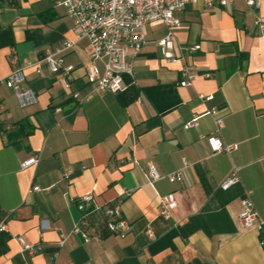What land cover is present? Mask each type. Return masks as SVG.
<instances>
[{
    "label": "crops",
    "instance_id": "0c3cea01",
    "mask_svg": "<svg viewBox=\"0 0 264 264\" xmlns=\"http://www.w3.org/2000/svg\"><path fill=\"white\" fill-rule=\"evenodd\" d=\"M59 2L0 0V77L24 68L37 97L21 108L0 87L3 128L26 121L30 129L7 145L0 128V264H264L259 231L239 220L249 193L264 221V33L256 25L264 21V0L257 10L244 0L187 6L176 14L182 25L173 30L175 62L157 45L168 34L165 24H146L147 44L118 94L87 84L91 45L76 41ZM66 41H76L61 54L63 66L74 68L70 87L45 60ZM185 65L196 74L188 87L179 85ZM194 118L196 125L184 129ZM210 136L238 149L213 154ZM33 156L39 162L23 169ZM150 166L161 175L153 185ZM178 171L183 182L170 183ZM235 172L238 182L222 188ZM167 194L177 202L169 219L160 216ZM88 195L94 208L86 242L75 228ZM118 200L131 224L125 237L112 232L103 211ZM18 238L40 249L28 253Z\"/></svg>",
    "mask_w": 264,
    "mask_h": 264
},
{
    "label": "built area",
    "instance_id": "2783aa9c",
    "mask_svg": "<svg viewBox=\"0 0 264 264\" xmlns=\"http://www.w3.org/2000/svg\"><path fill=\"white\" fill-rule=\"evenodd\" d=\"M234 0H60L59 4L66 9L67 15L74 21L76 30V41L86 39L89 41L92 52L90 55L91 64L85 69L86 81L94 92L107 91L114 94L122 92L125 88L124 77L133 76L134 61L147 44L144 27L148 23L161 21L168 29L167 36L158 41L163 59L170 63L177 58L174 54V33L175 28H179L182 23L176 14L183 12L187 6L202 3L207 8L216 6L226 7ZM252 9H259L263 0H244ZM256 25L264 33V21L257 19ZM73 41H66L61 48L54 53L46 55V62L53 73L63 72L66 76V86L71 85V74L73 67L63 66L61 54L70 50L75 45ZM200 46H194L193 50H199ZM182 58V57H181ZM24 68L16 67L9 75L0 77V87L5 86L11 90L17 98L21 108H27L37 103L35 92L26 87V77ZM192 68L185 65L182 69V80L179 85L188 87L192 85L195 78ZM74 99L79 98L76 92ZM204 101H210L212 96L200 95ZM212 115L217 114L216 109L210 111ZM197 118L187 122L184 129L195 126ZM1 124V122H0ZM218 127L222 124L220 118H216ZM208 142L213 154L228 153L238 149L236 144L226 145L218 136H210ZM39 156H33L21 163L23 169L29 168L39 162ZM185 166L187 165L184 160ZM70 172L64 174L68 177ZM161 179V175L154 166L148 170V184L153 185ZM183 175L181 171L168 176L170 183H182ZM238 182V176L233 173L222 185L228 189ZM40 188L35 187L38 191ZM121 201L115 205H108L103 208L108 219L110 229L120 237H125L131 231V224L124 218L121 208ZM177 206L173 194H167L160 200V216L165 219L171 217V212ZM78 208L82 213V218L75 228V232L80 234L87 242L90 235L86 231L88 226L87 216L94 208L92 196H83ZM240 224L245 229H257L260 233V242L264 246V221L256 211L249 193L242 200V212L239 216ZM151 234V232H150ZM151 237H153L151 235ZM18 242L24 251L34 254L40 248L28 244L23 238H18ZM63 243V241H62Z\"/></svg>",
    "mask_w": 264,
    "mask_h": 264
},
{
    "label": "trees",
    "instance_id": "16d2710c",
    "mask_svg": "<svg viewBox=\"0 0 264 264\" xmlns=\"http://www.w3.org/2000/svg\"><path fill=\"white\" fill-rule=\"evenodd\" d=\"M28 122H22L20 124L14 125L12 130H5L3 124L0 128L3 130V136L6 138L7 145L16 144L22 137L28 136L30 134V129L27 128Z\"/></svg>",
    "mask_w": 264,
    "mask_h": 264
}]
</instances>
